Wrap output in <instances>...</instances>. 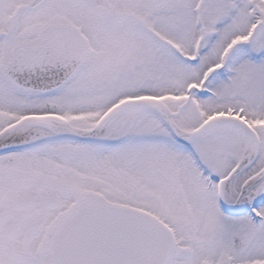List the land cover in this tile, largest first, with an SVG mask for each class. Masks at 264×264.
Returning <instances> with one entry per match:
<instances>
[{
    "label": "snow or ice",
    "instance_id": "obj_1",
    "mask_svg": "<svg viewBox=\"0 0 264 264\" xmlns=\"http://www.w3.org/2000/svg\"><path fill=\"white\" fill-rule=\"evenodd\" d=\"M0 264H264V0H0Z\"/></svg>",
    "mask_w": 264,
    "mask_h": 264
}]
</instances>
